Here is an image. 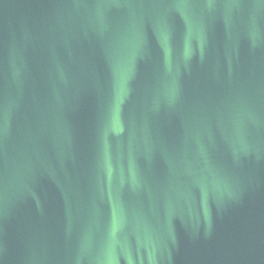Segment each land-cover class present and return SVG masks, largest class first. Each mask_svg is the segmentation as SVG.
<instances>
[{"label": "water", "instance_id": "obj_1", "mask_svg": "<svg viewBox=\"0 0 264 264\" xmlns=\"http://www.w3.org/2000/svg\"><path fill=\"white\" fill-rule=\"evenodd\" d=\"M0 264H264V0H0Z\"/></svg>", "mask_w": 264, "mask_h": 264}]
</instances>
